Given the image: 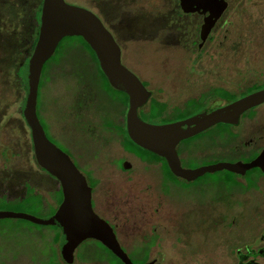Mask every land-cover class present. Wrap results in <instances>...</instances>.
Here are the masks:
<instances>
[{"label":"rangeland","instance_id":"1","mask_svg":"<svg viewBox=\"0 0 264 264\" xmlns=\"http://www.w3.org/2000/svg\"><path fill=\"white\" fill-rule=\"evenodd\" d=\"M67 1L95 5L94 0ZM34 2L0 0V197L19 196L23 188L20 185L17 187V183L21 184L25 179L36 181L39 177L35 160H28L27 127L21 119L22 97L26 93L16 79L18 76L24 77V67L27 65L20 63L19 67L18 63L24 56L20 51L25 50L28 43L26 10ZM15 13H20V16ZM242 14V19L235 28H231L227 37L224 38L221 33V52L209 49L201 58L209 62L210 66L220 61L221 86L235 92L264 81V11L257 15L250 12ZM73 43L74 40L66 39L60 49ZM128 55L133 58L136 69L129 66L150 80V88L155 89L157 98L181 105L193 92L201 91H190L189 86L181 84L180 78L183 76L177 74L182 70L180 64L178 68L173 65L151 69L160 66L161 61L170 63L193 59L189 53L160 52L156 55L133 52ZM59 56L57 54L55 60ZM53 72L52 78L48 74L49 78L41 81L38 98L40 118L51 139L72 157L90 181L92 177L87 169H92L95 208L103 217L118 225L120 239L133 261L141 264L148 260L140 249L146 247L150 259L156 258L158 264H237L236 248L239 246L244 249L246 243L253 242L264 231V179L260 180L261 189L245 193L239 188L221 186V181L228 174L218 171L206 174L190 184L180 180L178 184L181 188L174 187L170 194L163 192L159 174L154 167L146 169L128 156L119 143L120 138L109 129H103L96 137H90L82 131L75 135L64 130L65 124L70 125L71 120L64 124L60 115H70V119L76 111V97H82L84 91L78 84L79 80L69 81L71 67L64 65ZM208 80L213 81L212 78ZM104 91L112 100L121 98L119 93L106 86ZM104 93L99 91L96 98V102L102 105L109 102ZM104 108H107L104 114L112 117V108ZM87 112L83 115L84 122L93 114H98L94 109L90 116ZM184 112L174 118L188 115L187 111ZM254 112L253 118L246 119V138L257 135L259 143L264 144V105ZM46 120H49V124ZM207 135L183 142L178 148L181 151L183 146L191 149L204 146L208 143ZM66 142H69V147ZM122 158L130 160L133 169H121L119 160ZM198 162L183 159L186 166L194 167ZM49 187L55 190L58 184L50 182ZM40 191L50 203H54L53 196L58 200L60 195H52L46 189ZM57 207L58 201L43 208L36 206L31 199H0V212H21L39 218L52 216ZM57 234V229L52 226L22 218H0V264H59ZM155 234L158 245L153 243L145 246L144 243L150 242ZM86 243L77 248L74 264H111L98 256L93 248H85ZM84 248L89 255L83 258ZM134 251L136 255L132 253ZM259 261L264 264L263 258H259Z\"/></svg>","mask_w":264,"mask_h":264},{"label":"flooded vegetation","instance_id":"2","mask_svg":"<svg viewBox=\"0 0 264 264\" xmlns=\"http://www.w3.org/2000/svg\"><path fill=\"white\" fill-rule=\"evenodd\" d=\"M94 3L95 5L92 6L83 3H80V5H74L82 6L91 10L101 19L103 24L112 34L113 38L115 39L116 43L118 44L121 50L122 64L128 69H130L134 74H136L141 80V82L144 84V86L150 92V96L147 102L142 106L138 107L137 109L138 116L143 121L150 124L164 125L185 120L202 112H211L242 97L264 89V81L258 84L249 85L239 92L230 90L226 86H221V62L217 61V64L215 66H210L209 62L201 60L202 54L207 52L209 49L221 52V33L223 34L224 38L227 37L231 28H235L237 26L238 21L242 19L243 12H250L254 15L263 12L264 0H187L185 6H183L182 0H94L93 4ZM185 8H187L188 10H186ZM206 24L211 27L206 36L203 37V28ZM26 27L28 31L29 26L27 24ZM66 39L74 40V43L71 44V46L61 50L60 48L62 46V43ZM61 42L59 43L55 53L45 62L44 66H46V70L48 71V73L46 72V75H44V77L47 79L49 74V76H51L52 78L55 73L53 72L54 69L63 68L64 65H66L67 67L69 66L72 68L71 75L69 76V81L73 79H75L76 81L79 80L78 84L82 86V91H84L82 97H76V111L71 116V118L68 119L70 115H60V119L64 124L71 120L70 125L65 124V126L63 127L66 132L70 134L74 133L75 135H79L82 131L87 133L90 137H96L100 135V132L103 129H109V131H111L115 136L120 138L119 143L123 151L128 156L133 157L137 160V162L143 164L144 168L146 169H148V167L150 166L154 167L155 172L157 171V174H159L161 189L165 193H172V189L174 187L181 188V186L178 184L180 180L184 181L186 184H190L191 182L202 178L206 174L215 173L218 171H225L226 173L231 172L232 174H234L232 182L228 183L223 180L221 181V186L228 185L233 188H239L241 189V192L245 193H253L261 189L260 180L264 179V170L260 166L252 167L251 169H248L245 173H237L227 169L216 170L214 172H206L205 174L190 181L182 176L175 174L172 171L168 160L164 156L157 154L138 144L137 145L140 148L148 152L142 151L137 147H126V144H128V141H126L127 134L131 139L128 132V111L130 107L129 94L115 88L103 72L107 79V81H105V78L100 74L98 69V65L100 66V68L101 65L97 53L87 41L86 42L89 44L90 48L93 51L88 49V47L78 37H65L61 40ZM27 50L28 49L26 48L25 50H21L20 52L22 54L25 53L26 55V53H28ZM133 52L137 54L155 53L156 55L160 52H167L170 54L183 52L193 55V59L186 60L185 62L172 61L169 63V61H161L160 66L153 67L151 69L168 68L169 66L173 65L176 66L174 68H178L177 65L180 64L182 65L180 68L183 71L181 70L177 72V74L181 73V75L183 76L182 78H180L181 84L185 83L186 87L189 86L190 91L194 89L201 91L198 93L193 92L192 95L187 97L181 105H173L166 102L165 100L157 98L155 95V89L150 88V80L144 78L142 75L140 76L136 71L133 70L135 68V64H133V58L128 55V53ZM57 54H60V56L58 60H55ZM19 63H22V61H20ZM129 65L133 67V69ZM207 78H212L213 81H207ZM261 84L263 85L262 87L254 88L253 90V87L255 85ZM18 85L22 87V84L19 81ZM105 86L109 90H114L115 92L119 93L121 95V98H113L114 100H112L110 96H108V94L104 93ZM250 88L252 89L251 91ZM158 90L162 89L159 88ZM99 91L104 93V95L107 97L109 101L107 103L108 105H102L100 102H96V98L98 96ZM226 93L233 94L237 96V98L233 100H228L224 97ZM24 98L25 97H22L23 100H25ZM154 101L157 103V106L159 107L160 111L159 117L157 119H152L151 117H149V113L151 112V106ZM263 105L264 102L243 112L237 123L220 122L208 127L207 129L194 136L180 141L179 144H182L183 142H186L188 140H192L199 136L208 134V143L204 146H197L195 149L183 146L180 151V149L178 148L179 144L177 145V152L181 160L182 167L186 169H194L201 166L216 164L220 162L247 163L255 160L263 152L264 144L259 143V137L257 135L246 138L245 124L246 119L253 118L255 114L254 111ZM104 106H110L112 108V117L110 115L108 116L107 114H104V111H107V108L105 109ZM194 106L196 107L194 108ZM93 109L98 114L96 116H94L93 114L90 119L84 122L83 115L85 114V112L88 111L87 114L89 113L90 116ZM184 111H187L188 115H185L184 117H181L179 119L174 118V116L177 114L178 116L185 114ZM21 119L27 127V135L29 139L28 160H35L36 165L39 168L37 170V175L39 177L36 181L25 179L24 181H22L21 184L17 183V187L20 185V187L23 188L19 196L15 195L11 196V198L10 196H2L0 197V199H5L6 201H23L25 199H31L35 202L36 206H41L43 208H47L49 204H55V202L58 201V210L64 199L63 188L60 181L54 175L49 173L45 168H43L36 159L32 130L25 118L23 104L21 107ZM40 121L46 131L47 136L51 141H53L49 136L46 126L41 120V118ZM48 121L47 124H49ZM234 128H236V130H233ZM224 129H226L228 132L222 135ZM60 137L61 136H58L57 138ZM71 138H74V136H71ZM68 144L69 142H66L67 146ZM74 145H76V143ZM143 154H145L146 156H143ZM7 156L9 157V155ZM183 159L187 161L189 160L200 162H198V165L191 167L184 165ZM72 161L76 164L73 159ZM125 165L129 166L126 167ZM76 166L78 167V164H76ZM119 166L121 169L126 171L133 169V163L126 158H122L121 160H119ZM87 170L91 173V181L83 172L82 173L86 177L88 185L92 189V204L94 211L101 218L105 219L113 228V231L120 245L128 254V256L132 259V257L126 251L125 245L120 239L119 232L117 230L118 225L112 220L103 217V215H101L96 210L93 198L95 180L93 178L92 169ZM50 182H57L58 187L55 190H52L49 187ZM242 184L245 187H243ZM40 189H46L50 191V193L52 192V195L60 193L58 200L57 197L54 198L53 196L54 203L47 202L45 196L40 191ZM48 226L55 227L56 225ZM59 230L60 231L57 230L58 234L56 236V239H58L59 241V243H56L59 244V264H74L77 258L76 251L74 255V260L72 262H69L64 258L61 251L62 231L60 228ZM156 238L157 235L155 234L151 238L150 242L146 241L144 245L147 246L153 243H156L158 245V243L156 242ZM252 241L253 242L246 243V245L243 247L244 249L240 248L239 246L236 248V255L238 259L237 264H261L259 258L264 259V231H262V233L257 239H254ZM84 242H87L85 244V248H93L98 256H102V258L107 259L111 264H114L111 261L112 257L110 255V252L107 251V249L110 250L115 256L117 255L106 245H104L100 240L88 238L84 240L81 244H83ZM96 242L101 243L103 247H99ZM85 248L83 250V258L89 255L86 254ZM140 249L143 250L142 255L145 254V256L148 257V260L141 264H158V260L156 258L150 259V255L149 252L147 253L146 247H141ZM55 251L57 252L56 248ZM135 251L132 253L135 254ZM161 255L163 256V258H165V255L163 253Z\"/></svg>","mask_w":264,"mask_h":264},{"label":"water","instance_id":"3","mask_svg":"<svg viewBox=\"0 0 264 264\" xmlns=\"http://www.w3.org/2000/svg\"><path fill=\"white\" fill-rule=\"evenodd\" d=\"M186 2L187 0H182L183 6ZM210 27L208 24L204 25L203 37ZM67 36L84 37L96 51L101 68L110 83L130 96L128 132L131 139L136 144L164 156L175 174L191 181L206 172L216 170L245 173L255 166L264 170V150L251 162H220L194 169L182 167L177 152L180 141L214 124L237 123L243 112L264 102V89L185 120L164 125L147 123L138 116L137 109L147 102L150 92L138 76L122 64L121 50L101 19L91 10L66 0H44L38 40L24 69L26 96L23 111L32 130L36 159L60 181L64 199L58 210L47 218L12 211H1L0 218H22L38 224L58 226L62 231L61 251L69 262L74 260L75 251L84 240L94 238L111 249L125 264H135L120 245L113 228L94 211L92 189L86 177L70 155L49 139L37 112L45 62Z\"/></svg>","mask_w":264,"mask_h":264},{"label":"trees","instance_id":"4","mask_svg":"<svg viewBox=\"0 0 264 264\" xmlns=\"http://www.w3.org/2000/svg\"><path fill=\"white\" fill-rule=\"evenodd\" d=\"M35 2H34V4H33V6H31V7H29V8H27V10H26V24L29 26V29H28V43H27V51H28V53H26V55H25V53H23V55H24V57L21 59V61H22V65L24 64V65H26L27 63H28V61H29V59H30V57H31V55H32V53H33V51H34V48H35V45H36V43H37V40H38V36H39V29H40V21H41V10H42V5H43V1L44 0H34ZM14 15H16V16H20V13H15ZM76 37H78V38H80L81 40H82V42L88 47V49H90L91 51H93L91 48H90V46H89V44L84 40V38L83 37H81V36H76ZM76 37H66V38H76ZM31 38H32V40H31ZM11 39H13V38H11ZM31 41V42H30ZM63 42V41H62ZM61 42V43H62ZM19 51V50H18ZM32 52V53H31ZM94 53V52H93ZM31 54V55H30ZM26 61H25V60ZM19 64V67L21 66V64L20 63H18ZM18 64H17V66H18ZM25 68V67H24ZM47 68H46V66H44V69H43V75H42V79L43 78H45L44 77V75H46V72L48 73V71L46 70ZM98 69H99V72H100V74L105 78V81H107V79H106V77H105V75H104V73H103V71L101 70V68H100V66L98 65ZM49 78V77H48ZM47 78V79H48ZM18 81L22 84V87H23V89L25 90L26 89V86H25V80H24V77L22 76V78H20L19 76H18ZM46 79V78H45ZM41 84H42V82H40V86H41ZM263 85L261 84V85H255L254 87H253V90H254V88H260V87H262ZM252 89L250 88V91H251ZM224 97L226 98V99H228V100H233V99H235V98H237V96H235V95H233V94H229V93H226L225 95H224ZM159 107L157 106V103L154 101L153 103H152V106H151V112L149 113V117H151L152 119H157L158 117H159ZM228 131L226 130V129H224V131L222 132V135H224L225 133H227ZM126 141H128L127 143L128 144H126L127 146L126 147H129V148H131V147H137V148H139V149H141L142 151H146V150H143L142 148H140L135 142H133L130 138H129V136H128V134H127V136H126ZM146 152H148V151H146ZM144 153V152H143ZM143 156H146L145 154H143ZM228 173V175L226 176V179H225V181L226 182H232L233 181V177H234V174H232L231 172H227ZM55 228L58 230V231H60L59 230V228L57 227V226H55ZM92 242H94V241H92ZM96 244L99 246V247H103L102 246V244L101 243H99V242H96ZM107 251L108 252H110V255H111V261L113 262V261H115L117 264H124L117 256H115L110 250H108L107 249ZM116 263H114V264H116Z\"/></svg>","mask_w":264,"mask_h":264}]
</instances>
